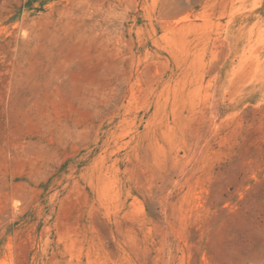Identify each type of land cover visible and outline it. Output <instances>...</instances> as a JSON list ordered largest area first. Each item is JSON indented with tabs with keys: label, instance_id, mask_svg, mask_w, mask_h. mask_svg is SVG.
Wrapping results in <instances>:
<instances>
[{
	"label": "rangeland",
	"instance_id": "obj_1",
	"mask_svg": "<svg viewBox=\"0 0 264 264\" xmlns=\"http://www.w3.org/2000/svg\"><path fill=\"white\" fill-rule=\"evenodd\" d=\"M0 264H264V0H0Z\"/></svg>",
	"mask_w": 264,
	"mask_h": 264
}]
</instances>
